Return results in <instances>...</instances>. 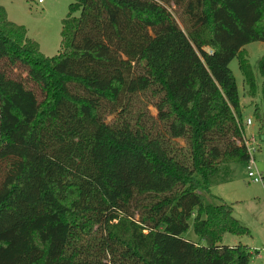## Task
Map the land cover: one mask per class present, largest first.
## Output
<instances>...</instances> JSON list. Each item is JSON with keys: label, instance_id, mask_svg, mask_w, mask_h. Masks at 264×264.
Returning a JSON list of instances; mask_svg holds the SVG:
<instances>
[{"label": "trees", "instance_id": "1", "mask_svg": "<svg viewBox=\"0 0 264 264\" xmlns=\"http://www.w3.org/2000/svg\"><path fill=\"white\" fill-rule=\"evenodd\" d=\"M254 39L264 0H70L45 55L0 4V264H247L203 193L249 158L228 62L253 95Z\"/></svg>", "mask_w": 264, "mask_h": 264}, {"label": "rangeland", "instance_id": "2", "mask_svg": "<svg viewBox=\"0 0 264 264\" xmlns=\"http://www.w3.org/2000/svg\"><path fill=\"white\" fill-rule=\"evenodd\" d=\"M70 0H0V4L6 11L8 19L23 24L26 34L37 41L39 49L45 55H51L59 49L61 18L65 15L67 4ZM172 10V7H169ZM174 18L182 27L178 17ZM248 64L255 78V91L248 95L242 74L238 68L237 58L233 56L228 67L234 77L240 120L243 133L246 137L253 136L254 149L252 158L254 165L261 175H264V138L259 128L264 126V101L260 100V87L262 76L257 68V60L264 50V40L254 39L242 45ZM254 103L258 104V110L262 121L253 112ZM152 113L154 108L149 105ZM250 123L245 124L246 118ZM246 162L224 163L220 165L215 179L209 185L212 194L203 193L204 198L212 203L224 200L232 206L233 216L243 225L248 232L234 234L224 232L220 239L222 244H246L251 254L247 264H264V189L261 181H252L246 175ZM192 218L188 219V226L181 233L183 237L195 240L197 235L192 230Z\"/></svg>", "mask_w": 264, "mask_h": 264}, {"label": "built area", "instance_id": "3", "mask_svg": "<svg viewBox=\"0 0 264 264\" xmlns=\"http://www.w3.org/2000/svg\"><path fill=\"white\" fill-rule=\"evenodd\" d=\"M245 124L250 123V119L247 117L245 119ZM243 142L246 146V149L249 153V158L246 162L245 168H246V175L249 177L250 180L252 181H262V175L260 174V172L257 171L254 162H253V158H252V150L254 149V138L253 136L251 137H246L243 135Z\"/></svg>", "mask_w": 264, "mask_h": 264}, {"label": "water", "instance_id": "4", "mask_svg": "<svg viewBox=\"0 0 264 264\" xmlns=\"http://www.w3.org/2000/svg\"><path fill=\"white\" fill-rule=\"evenodd\" d=\"M262 138H264V135L262 136Z\"/></svg>", "mask_w": 264, "mask_h": 264}, {"label": "crops", "instance_id": "5", "mask_svg": "<svg viewBox=\"0 0 264 264\" xmlns=\"http://www.w3.org/2000/svg\"><path fill=\"white\" fill-rule=\"evenodd\" d=\"M227 244H229V243H227Z\"/></svg>", "mask_w": 264, "mask_h": 264}]
</instances>
